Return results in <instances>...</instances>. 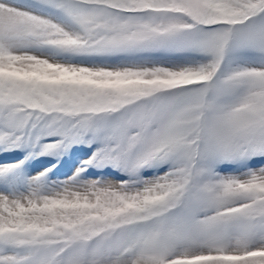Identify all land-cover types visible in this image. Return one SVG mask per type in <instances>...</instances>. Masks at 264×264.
Here are the masks:
<instances>
[{"label": "snow or ice", "instance_id": "6c2138e0", "mask_svg": "<svg viewBox=\"0 0 264 264\" xmlns=\"http://www.w3.org/2000/svg\"><path fill=\"white\" fill-rule=\"evenodd\" d=\"M0 264H264V0H0Z\"/></svg>", "mask_w": 264, "mask_h": 264}, {"label": "rangeland", "instance_id": "374dc122", "mask_svg": "<svg viewBox=\"0 0 264 264\" xmlns=\"http://www.w3.org/2000/svg\"><path fill=\"white\" fill-rule=\"evenodd\" d=\"M36 167L39 168V163L38 162H34Z\"/></svg>", "mask_w": 264, "mask_h": 264}]
</instances>
